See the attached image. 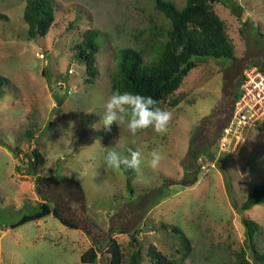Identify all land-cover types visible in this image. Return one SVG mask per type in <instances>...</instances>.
<instances>
[{"label": "rangeland", "instance_id": "rangeland-1", "mask_svg": "<svg viewBox=\"0 0 264 264\" xmlns=\"http://www.w3.org/2000/svg\"><path fill=\"white\" fill-rule=\"evenodd\" d=\"M27 1L0 0V264H108L113 243L123 264L137 248L140 264H155L151 245L173 264H238L242 249L259 264L243 220L258 224L252 243L264 251V203L241 204L264 182V124L247 128L237 150H219L217 138L243 68L264 70V0L213 2L233 57L205 59L171 96L178 104L160 102L172 113L165 134L135 136L100 122L117 51L136 48L135 35L161 22L153 0H52L53 22L36 37L27 33ZM86 29L99 35L93 76L75 56ZM110 147L122 156L139 149V170L108 169ZM153 149L163 156L155 170ZM43 198L78 227L52 214L11 227Z\"/></svg>", "mask_w": 264, "mask_h": 264}, {"label": "trees", "instance_id": "trees-1", "mask_svg": "<svg viewBox=\"0 0 264 264\" xmlns=\"http://www.w3.org/2000/svg\"><path fill=\"white\" fill-rule=\"evenodd\" d=\"M215 1H221L225 5L233 2V0H185L181 7H177L170 0H153L161 22L158 25L153 24L146 37H142L141 32L135 35L136 39L138 38L136 48L127 46L117 51L115 68L110 74L111 92L120 90L121 92L127 91L151 96L158 101L157 107L161 101L174 106L180 99L171 96L192 68L207 58L214 60L232 58L235 42L229 35L224 21L213 9ZM23 17L30 37L45 33L54 19L52 0L27 1ZM98 37L97 31L86 29L81 41L75 45L77 49L75 56L85 62L86 72L91 76L96 73L93 60L97 50ZM4 81L6 79L0 76V85ZM238 94L237 88L233 94V101ZM33 157L36 164L44 161L37 149L33 150ZM30 167L29 172L31 171ZM127 188L131 190L129 180H127ZM260 203H264V182L255 185L248 192L241 208L246 210ZM47 214H52L62 224L70 228L78 227L62 214L59 207L52 205L46 198L36 202L33 210L24 214L17 222L12 223L11 227H16L26 221L40 219ZM243 222L246 228L247 242L250 243V248L255 254V260L259 264H264V251L259 252L252 243L258 230V224L247 219H244ZM173 230L180 232L178 228H173ZM181 240L185 245L188 244L187 239L182 237ZM148 253L154 259L155 264H173V258L166 257L153 245L149 247ZM140 254V250L135 249L127 259V264H140ZM91 256L94 258L95 253H92ZM238 256L240 257L238 264H252L246 259L243 249L238 253ZM80 260L83 262V255ZM123 261L119 245L113 243L108 264H123Z\"/></svg>", "mask_w": 264, "mask_h": 264}, {"label": "clouds", "instance_id": "clouds-1", "mask_svg": "<svg viewBox=\"0 0 264 264\" xmlns=\"http://www.w3.org/2000/svg\"><path fill=\"white\" fill-rule=\"evenodd\" d=\"M158 101L151 96H143L132 92L113 91L104 105V114L101 122L105 129L115 123L118 126L125 125L131 135L135 136L139 131L152 128L159 135L168 130L172 119L171 111L157 107ZM96 127V126H95ZM128 156H122L113 148H108L104 163L108 169L138 171L141 165V151L129 148ZM149 156L148 166L155 170L163 159L159 149H153Z\"/></svg>", "mask_w": 264, "mask_h": 264}, {"label": "built area", "instance_id": "built-area-1", "mask_svg": "<svg viewBox=\"0 0 264 264\" xmlns=\"http://www.w3.org/2000/svg\"><path fill=\"white\" fill-rule=\"evenodd\" d=\"M238 91L217 138L218 148L222 151L241 148L245 130L264 122V70L255 64L244 67Z\"/></svg>", "mask_w": 264, "mask_h": 264}]
</instances>
